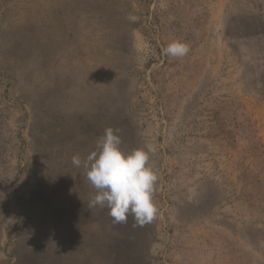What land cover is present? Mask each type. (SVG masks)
<instances>
[{
  "label": "rangeland",
  "instance_id": "1",
  "mask_svg": "<svg viewBox=\"0 0 264 264\" xmlns=\"http://www.w3.org/2000/svg\"><path fill=\"white\" fill-rule=\"evenodd\" d=\"M107 127L151 222L89 208ZM0 264H264V0H0Z\"/></svg>",
  "mask_w": 264,
  "mask_h": 264
},
{
  "label": "clouds",
  "instance_id": "2",
  "mask_svg": "<svg viewBox=\"0 0 264 264\" xmlns=\"http://www.w3.org/2000/svg\"><path fill=\"white\" fill-rule=\"evenodd\" d=\"M189 51L186 43L173 41L164 49L170 57H184ZM119 129L107 127L97 139L95 150L87 157H72V164L82 168V175L95 190L89 208H107L114 223H125L129 216L141 225L151 222L158 213L154 193L158 177L149 164L148 146L125 152Z\"/></svg>",
  "mask_w": 264,
  "mask_h": 264
}]
</instances>
